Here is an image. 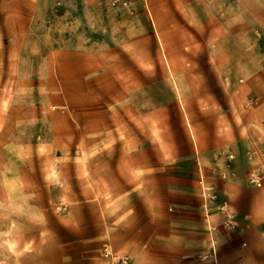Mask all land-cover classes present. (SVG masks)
Segmentation results:
<instances>
[{
  "label": "rangeland",
  "instance_id": "obj_1",
  "mask_svg": "<svg viewBox=\"0 0 264 264\" xmlns=\"http://www.w3.org/2000/svg\"><path fill=\"white\" fill-rule=\"evenodd\" d=\"M152 3L0 0V264H159L154 226L125 222L195 194L161 192L194 163L155 29L181 4Z\"/></svg>",
  "mask_w": 264,
  "mask_h": 264
},
{
  "label": "crops",
  "instance_id": "obj_2",
  "mask_svg": "<svg viewBox=\"0 0 264 264\" xmlns=\"http://www.w3.org/2000/svg\"><path fill=\"white\" fill-rule=\"evenodd\" d=\"M190 1L176 0L169 24L154 13L160 60L180 100L176 127L194 169L174 170L162 191L153 172L150 187L195 196L169 204L154 197L151 217L125 223L154 226L159 264H264V0H217L215 11ZM136 264H145L141 255Z\"/></svg>",
  "mask_w": 264,
  "mask_h": 264
},
{
  "label": "built area",
  "instance_id": "obj_3",
  "mask_svg": "<svg viewBox=\"0 0 264 264\" xmlns=\"http://www.w3.org/2000/svg\"><path fill=\"white\" fill-rule=\"evenodd\" d=\"M258 183H260V182H258ZM106 253L107 254L109 253V250H107V248H106ZM114 257L117 259V264H131L130 263V258L127 255L115 254Z\"/></svg>",
  "mask_w": 264,
  "mask_h": 264
},
{
  "label": "bare ground",
  "instance_id": "obj_4",
  "mask_svg": "<svg viewBox=\"0 0 264 264\" xmlns=\"http://www.w3.org/2000/svg\"><path fill=\"white\" fill-rule=\"evenodd\" d=\"M174 78V83H175V85H176V87H177V89H178V92H179V96H180V98H182V89H181V84L179 83V80L174 76L173 77ZM189 123L191 124V120H190V118H189ZM194 133H195V130H194ZM196 136V135H195Z\"/></svg>",
  "mask_w": 264,
  "mask_h": 264
}]
</instances>
